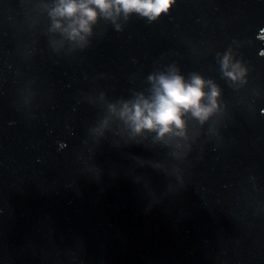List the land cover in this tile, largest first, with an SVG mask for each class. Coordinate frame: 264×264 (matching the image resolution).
<instances>
[{
	"label": "water",
	"instance_id": "1",
	"mask_svg": "<svg viewBox=\"0 0 264 264\" xmlns=\"http://www.w3.org/2000/svg\"><path fill=\"white\" fill-rule=\"evenodd\" d=\"M60 2L0 0V264H264V0L97 9L75 37ZM172 74L212 112L136 131Z\"/></svg>",
	"mask_w": 264,
	"mask_h": 264
},
{
	"label": "clouds",
	"instance_id": "2",
	"mask_svg": "<svg viewBox=\"0 0 264 264\" xmlns=\"http://www.w3.org/2000/svg\"><path fill=\"white\" fill-rule=\"evenodd\" d=\"M174 3L175 0H61L53 15L76 18L71 27L72 36L75 37L91 30V24L99 15L97 9L106 15H111L115 10L127 15L137 13L156 20L168 13ZM204 88L205 81L198 76H194L191 83H186L178 74L161 75L151 100L137 101L132 107L125 105L122 114L131 121L136 131L154 130L163 136L174 127L183 128V116L189 111L201 119L209 116L213 107L203 103L208 95ZM218 94L215 90L211 93L210 102L213 106Z\"/></svg>",
	"mask_w": 264,
	"mask_h": 264
}]
</instances>
